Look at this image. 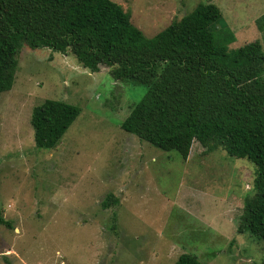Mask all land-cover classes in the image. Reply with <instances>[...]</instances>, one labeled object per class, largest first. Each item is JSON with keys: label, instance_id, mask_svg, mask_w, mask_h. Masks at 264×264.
Segmentation results:
<instances>
[{"label": "rangeland", "instance_id": "374dc122", "mask_svg": "<svg viewBox=\"0 0 264 264\" xmlns=\"http://www.w3.org/2000/svg\"><path fill=\"white\" fill-rule=\"evenodd\" d=\"M147 38L198 4H213L234 34L229 49L264 52V0H111ZM218 26V25H217ZM84 69L70 53L23 46L12 88L0 94V264H259L264 243L237 234L255 166L206 151L188 158L125 131L132 107L155 87ZM66 103L79 114L57 145L35 143L32 109ZM111 194L117 204L102 206Z\"/></svg>", "mask_w": 264, "mask_h": 264}, {"label": "trees", "instance_id": "16d2710c", "mask_svg": "<svg viewBox=\"0 0 264 264\" xmlns=\"http://www.w3.org/2000/svg\"><path fill=\"white\" fill-rule=\"evenodd\" d=\"M234 41L213 4H198L147 38L111 0H0V94L12 88L24 45L70 52L91 73L106 66L116 81L139 84L155 75V87L122 128L183 160L196 141L208 152L221 148L251 162L253 194L243 200L236 232L264 243V52L257 41L229 49ZM79 111L49 100L35 106L37 147L54 148ZM115 204L111 194L102 202ZM0 225L12 227L1 218ZM175 264L201 263L183 253Z\"/></svg>", "mask_w": 264, "mask_h": 264}]
</instances>
